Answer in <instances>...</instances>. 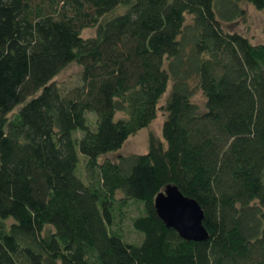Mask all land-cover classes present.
<instances>
[{"label": "trees", "instance_id": "1", "mask_svg": "<svg viewBox=\"0 0 264 264\" xmlns=\"http://www.w3.org/2000/svg\"><path fill=\"white\" fill-rule=\"evenodd\" d=\"M239 2L264 10L0 0V264H264V42L223 27L244 15ZM71 63L78 82L62 87ZM158 112L161 138L146 153L100 160ZM168 185L202 207L207 239L159 217ZM128 200L142 204L139 243L114 227Z\"/></svg>", "mask_w": 264, "mask_h": 264}, {"label": "rangeland", "instance_id": "2", "mask_svg": "<svg viewBox=\"0 0 264 264\" xmlns=\"http://www.w3.org/2000/svg\"><path fill=\"white\" fill-rule=\"evenodd\" d=\"M238 6L240 9L244 10V15L238 16L228 22L224 21L222 23L223 27L226 30L236 31L243 34L244 36L248 37L254 44L264 42V10L257 9L253 4L249 2H239ZM119 11H122V9H119L118 12ZM187 19L189 20L190 16H187ZM94 32V28L84 29L82 32V36L87 38L94 35ZM80 70L81 69L77 64L71 63L56 76L57 83L62 87H70L75 85L78 82ZM170 86L171 84L169 85L165 96L169 93ZM193 100L198 102L200 105H203L205 99L201 91H197L193 97ZM121 115L122 114H119V116ZM89 119L93 124L95 121V116L90 113ZM163 120V113L158 112L157 117L147 127L142 128L135 134L131 135L123 144L121 149L101 157L100 160H117V158L121 155L126 156L131 154L146 153L149 146V137L151 135H154L157 138H161V127ZM83 161L84 156L80 154L79 174L84 181H87L85 174L86 171L82 163ZM120 196L121 194H118V197ZM122 211V220L119 224H117L118 218H116V224H114V227L117 228L118 225L121 226V232L123 234L124 240L132 243H139L143 238V233L133 227L132 220L134 217L142 213V204L134 200H128L127 205L123 207ZM11 221L12 220H8L7 223L9 224Z\"/></svg>", "mask_w": 264, "mask_h": 264}, {"label": "water", "instance_id": "3", "mask_svg": "<svg viewBox=\"0 0 264 264\" xmlns=\"http://www.w3.org/2000/svg\"><path fill=\"white\" fill-rule=\"evenodd\" d=\"M159 217L186 240H205L208 231L203 225L204 211L192 197L184 195L176 185H168L155 197Z\"/></svg>", "mask_w": 264, "mask_h": 264}]
</instances>
